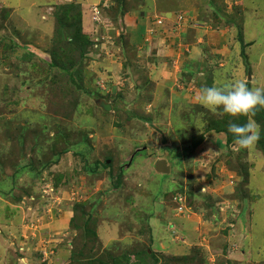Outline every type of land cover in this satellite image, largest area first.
<instances>
[{
    "label": "rangeland",
    "instance_id": "rangeland-1",
    "mask_svg": "<svg viewBox=\"0 0 264 264\" xmlns=\"http://www.w3.org/2000/svg\"><path fill=\"white\" fill-rule=\"evenodd\" d=\"M176 14L212 57L182 97ZM237 80L264 86V0H0V264H264V107L237 149L247 117L197 100Z\"/></svg>",
    "mask_w": 264,
    "mask_h": 264
},
{
    "label": "clouds",
    "instance_id": "clouds-1",
    "mask_svg": "<svg viewBox=\"0 0 264 264\" xmlns=\"http://www.w3.org/2000/svg\"><path fill=\"white\" fill-rule=\"evenodd\" d=\"M104 6H107V4L104 3ZM100 9L101 16L104 18L105 14L103 13L102 7ZM179 15H182L183 18L177 24L176 20ZM158 19L161 18H157L155 23L159 26L158 28H162L161 25L164 24L163 20L161 19L162 22L159 24L157 23ZM171 20L169 29L172 32L179 31L183 26H194L192 18L184 17V14H176L175 18ZM160 32H157V38L162 43L166 38L164 31ZM197 100L209 109H222L224 113L232 116L247 117L246 122L243 124L231 122L228 125V133H231L233 136V147L237 149L247 148L259 140L260 127L252 117L255 116L258 107H264V86L249 87L245 80H237L234 83L224 84L222 86H207L201 89Z\"/></svg>",
    "mask_w": 264,
    "mask_h": 264
},
{
    "label": "crops",
    "instance_id": "crops-1",
    "mask_svg": "<svg viewBox=\"0 0 264 264\" xmlns=\"http://www.w3.org/2000/svg\"><path fill=\"white\" fill-rule=\"evenodd\" d=\"M42 16H44V15H42ZM170 27L168 26L167 27V25H166V27H164L163 28V30L162 31H164V36H165V38H167L168 37V42H169V40L171 39L172 40V42H173V44H176V45H179V47H181L180 48V52H178L177 53V55H179V57H178V59H184V66H185V68L183 69L182 68V70H181V73H187L188 75L189 74H191V75H193V76H195L196 77V75H198L199 74V69H200V65H201V63H203L204 61H203V59L206 57V58H212V57H209L208 55H206V51L205 52H203V50H201V47H199V45L197 44V43H194V34L195 33H197L195 30H198V31H200V29L199 28H194V26L193 27H190V29H192L193 30V32L191 33V36H189L188 34H181V33H178V35H179V37H178V39L180 38V41L176 38L177 36H176V34H173V33H176V31L175 32H172L170 29H169ZM201 30H204V29H201ZM195 31V32H194ZM177 32H179V31H177ZM208 32V31H207ZM206 32V33H207ZM163 36V37H164ZM247 37V36H246ZM184 40V42H187V41H189V42H191L192 41V44L190 45L191 46V49H190V47H188V43L187 44H184L181 40ZM248 39V38H247ZM175 42V43H174ZM177 42H178V44H177ZM200 43V42H199ZM184 44V45H183ZM195 46H197V48H198V50L196 49V47ZM218 48H220L218 51H220L221 49H223L224 48V46L222 45V46H218ZM181 49H183L184 51L182 52V50ZM172 50H173V52L175 53V51L177 50V48H175L174 47V45H173V47H172ZM201 50V51H200ZM160 51H158L157 50V52H156V54L157 55H160V53H159ZM204 53V54H203ZM155 54V59L153 60V61H155V63L153 64V67H154V69H160V65H161V63H160V61H156V60H158V58L159 59H161L162 57L161 56H157ZM162 54V53H161ZM172 58H173V60H176L177 59V57H176V55L174 54V55H172ZM182 63H183V61H182ZM156 73H157V70H156ZM156 73H154V74H156ZM180 73V74H181ZM183 76V75H182ZM159 77L156 75V78H155V80L156 79H158ZM166 80V78L164 77V86H165V82L167 81H165ZM188 82V79L186 80V78L183 76V86L181 87L180 85H178V84H175L174 82L175 81H173V82H168L167 83V85L165 86V87H167V88H169L170 89V91H172V93H174L175 95H177L178 97H182L181 95L182 94H186V93H188L189 91H190V89H192V85L194 84V83H187ZM191 81H194V80H191ZM190 81V82H191ZM190 84V86L188 87V88H186L185 89V84ZM174 85H176L177 86V88H179V90L178 91H175L174 89H173V87H174ZM165 89V88H164ZM193 89H194V87H193ZM172 93H170V95H174V94H172ZM186 96V95H185ZM193 100H194V97L192 98ZM180 100V99H179ZM184 102V101H183ZM192 102V101H191ZM192 103H196V102H192ZM166 137V136H165ZM160 205V204H159Z\"/></svg>",
    "mask_w": 264,
    "mask_h": 264
},
{
    "label": "water",
    "instance_id": "water-1",
    "mask_svg": "<svg viewBox=\"0 0 264 264\" xmlns=\"http://www.w3.org/2000/svg\"><path fill=\"white\" fill-rule=\"evenodd\" d=\"M100 105L103 107L104 110H110V108H111V105L108 103L100 102ZM151 126L154 127L153 124H151ZM157 131L161 135V144H165L166 143V137L164 136V133L159 129H157ZM165 164H166V162L164 160H159L156 162V168H160L162 171H165V169H166Z\"/></svg>",
    "mask_w": 264,
    "mask_h": 264
},
{
    "label": "built area",
    "instance_id": "built-area-1",
    "mask_svg": "<svg viewBox=\"0 0 264 264\" xmlns=\"http://www.w3.org/2000/svg\"><path fill=\"white\" fill-rule=\"evenodd\" d=\"M95 12H96L97 15H98V13H100V16H98V17L95 16V17H94V18H95V21H97V20H99L100 17H102V16H101V9H99L98 7H96V8H95ZM182 18H183V16H182V15H179V16L177 17V20H176L177 22H176V23H177V24L180 23V21L182 20ZM161 22H162L161 19H158V20H157V23L160 24ZM42 248H46V249H48L47 247H41V249L39 250V257H41L42 255H44L45 252L47 251V250H43Z\"/></svg>",
    "mask_w": 264,
    "mask_h": 264
},
{
    "label": "trees",
    "instance_id": "trees-1",
    "mask_svg": "<svg viewBox=\"0 0 264 264\" xmlns=\"http://www.w3.org/2000/svg\"><path fill=\"white\" fill-rule=\"evenodd\" d=\"M65 8H68V7H62L61 13L64 12ZM105 8H107V7H106V6H104V7L102 6L103 13H104V11H107V10H108V9L105 10ZM60 19H61V17L59 18V20H60ZM83 51H84V50H83ZM83 51H82V52H83ZM84 55H86V54H84ZM70 73L74 76V74H75V70H73V71L70 72ZM184 74H185V75H183V76L186 78V80H187V79L189 80L188 76L191 75V74L188 75V74L185 73V72H184ZM192 76H193V75H192ZM69 77H70V75H69ZM186 82H187V81H186ZM242 117H244V116H242ZM145 119H146V118H145ZM146 120L149 121L150 118H147ZM85 217H86V216H85ZM85 223H87L86 219H85ZM112 261H114L116 264H120V259H118V258H115V259L112 260ZM145 264H147V263H145Z\"/></svg>",
    "mask_w": 264,
    "mask_h": 264
}]
</instances>
